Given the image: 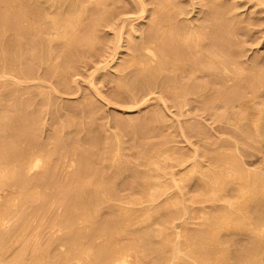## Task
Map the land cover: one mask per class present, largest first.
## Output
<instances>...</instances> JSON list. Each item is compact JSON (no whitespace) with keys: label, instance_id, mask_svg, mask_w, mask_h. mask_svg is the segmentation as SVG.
I'll use <instances>...</instances> for the list:
<instances>
[{"label":"bare ground","instance_id":"bare-ground-1","mask_svg":"<svg viewBox=\"0 0 264 264\" xmlns=\"http://www.w3.org/2000/svg\"><path fill=\"white\" fill-rule=\"evenodd\" d=\"M133 1H134V3L131 2L132 6L133 5L137 6V8H136L137 10H135V12H136L135 16H133L134 14L132 16H127V17L125 16V18H121L119 21L117 20L118 22L116 21L117 23L116 22L114 23V20L116 18L115 15L108 13V10H107L108 8L106 7V5L103 6L101 3L102 0H0V77L3 76V75L1 76V74L3 73V72L1 73V69L2 70L6 69V65L12 66V71L9 69L8 72H13V74H17L15 78L19 77L18 78L19 80L20 79L23 80V78L29 79L30 77H31V79H33L32 76L35 75L34 71H35V69H38V68H35V66L41 67L42 64L45 65L44 67L46 68V70L48 72L50 71V73H56V72H58V70L60 72V69H62L63 70L62 72L65 74L64 68H66V67L69 69L70 67L76 68L78 66L77 68H79V63L81 60H83L82 59L83 57L82 58H81V56L77 57V55H76V57H77L76 58L74 52L77 49H76V47L75 48L73 47L76 43H79V45H85L89 50H94L93 53L90 55H91V57H93L94 62H98V65L95 66L94 69L92 68L93 70H96V69L101 70L102 69L101 72H103L104 70L106 71L109 68L114 69V72H115V73L113 72L114 77L119 80V81L117 80L118 83H117V86H115V87H117L116 91L114 90V92H116L117 96H120L121 93H123V91H122L123 88L128 90V93H129L128 98L130 97V99L135 97V94H137L138 92H140L141 95H143V97L149 95L150 92H151V95H152V93L154 94V92H157L160 95L158 96V94H156L157 98L155 97L154 100L159 98L160 100H162L161 103L164 102L163 104H165V105L167 103H165L166 101H163V99H164L163 97L169 98L172 101L171 104L176 105L177 107L180 106V107L184 108V106H186L189 103H192L194 101V102H196V106L203 109V108L213 107V105H212L213 101L215 99L217 100L219 95H225L226 94L225 92H227V90L232 88L230 95L233 98V101H232V105H230L231 109H228V110L230 111L233 109L232 112H234L233 114H236L235 122H237V124L239 123L242 125L241 127H243L242 123H244L243 128L245 130H242L243 128L240 129L242 132L241 134H243L242 136H244V139L247 138L248 140L249 139L253 140L255 138H258L261 141L263 139L262 138L263 131L261 129L262 128L261 124L264 123V84H263V82H261L259 77H261L264 74L263 73L264 71L261 70L262 67L258 71L255 68V71H257L256 74H254L253 77L248 75V74H250V72H247L248 71L247 69L250 70L251 68L256 67L255 65L257 63L255 62V59L251 60V58L248 59V58H243V57H242L243 58L242 59L241 58V52L238 50H237V52H235L233 50H230L229 48L228 49H220L219 45L221 43L220 44L218 43L219 45H217V43L213 41L212 37L210 38L206 35L207 34L206 31L209 29V26L206 25L205 21L209 22L211 19V15H209V13H212V16H213L214 15L213 13L216 10L212 7V4H211V6L209 5L210 8H209L208 12L203 13L202 10H204V9H201L199 12L197 11L199 14L201 13L200 16L197 15L196 17H192V18L191 17L190 18H184L183 15L187 14L186 12H188V10L185 11L183 6L179 2L178 3H176V1L171 2L172 0H148L153 5V8L147 10L145 8H147L146 5L149 3H146L145 0H133ZM87 2L89 3V5ZM92 2L93 3L95 2L96 4L102 5V11H100L101 13L98 16L95 15L94 9L89 10L87 8V6L88 7L90 6V3H91V6L93 5V7H97V5L94 6L95 3L92 4ZM106 2H107V0H106ZM108 3H107V5H108ZM129 3L130 2H128V6H129ZM104 4H105V1H104ZM207 4H205V5L208 6ZM244 4H247L249 7H254V9H255V7L259 6V9L255 12V14L256 13L258 14L259 12H264V0H244ZM213 6H214V3H213ZM99 7H100V5H99ZM98 8H96V10L99 11ZM120 8H121V6H120ZM217 8H219V7H217ZM224 8H226V7H224ZM224 8L221 7L220 9L225 10ZM206 9H208V8H206ZM123 10H124V8H123ZM123 10H122V12H123ZM219 10H218V12H219ZM113 11L115 12V10H113ZM118 11H119V9L117 10V12ZM65 12L68 13V15H66ZM119 12H121V11H119ZM107 13L109 14L108 16H107ZM61 14H65L66 16L62 17ZM49 17L51 18V20H49L50 22L48 23V25H46V26L44 25L43 27L35 25V24H38L40 22H45V21L48 22L47 19ZM181 17H183V18H181ZM188 17H189V15H188ZM136 19L138 20V25L133 26V21ZM146 20H148L149 22H147ZM245 21H247V20H245ZM245 21L244 22L242 21V22L245 23ZM219 22H220V20H219ZM246 23H248V22H246ZM45 24H47V23H45ZM33 25H35V26H33ZM105 26H106V28H108L107 26H111V27L113 26L112 28L115 30V32H113L114 33L113 41H111L113 43L111 46H109V47L107 46L109 49H108V51L105 49L106 52H105L104 48H107V47L102 48L104 46V44H103V46H102V43L100 44L101 46H98V47L96 46L97 44L95 43L96 42L95 39L97 37L95 38L94 37L95 35H93L95 30L97 31L100 27L105 28ZM230 28H232V27L230 26ZM210 29H211V27H210ZM8 30L10 32H12L11 34L13 36L10 35V37L11 36L12 37L9 39H6L5 35H6ZM100 30H101V28H100ZM211 30H213V29H211ZM137 31L140 33L142 32L143 34H140V35L137 33L133 34V32L135 33ZM69 33H70V36L67 37V35H69ZM100 34H101V31H100ZM247 35H249V34H247ZM232 36H234V35L232 34ZM106 37H107V35H106ZM229 38H230V35H229ZM234 38H235V36H234ZM238 38H236L237 42L241 39V38H239V40H238ZM104 39H105V37H104ZM121 40L124 42L123 46L121 45V43H120V45H118V43ZM215 40H216V38H215ZM101 41H99V42H101ZM228 41H230V40H228ZM73 42H76V43L74 44ZM223 42H225V40ZM97 43H98V41H97ZM231 43H229V44H231ZM237 44L241 45L240 43H237ZM79 45H77V46H79ZM234 45H235V42H234ZM119 47L124 48V51H126V52H124V54H123V52L121 51L123 55L121 56V58L118 59V57L116 58V54L117 53L119 54V51H120V49L118 50ZM217 47L219 48L218 50H217ZM230 47L232 48V46H230ZM238 47H236V48H238ZM80 51H83V50L80 49ZM52 53H55V56L57 55V57L59 59L52 65L50 63L46 64L47 61L50 59V57H52L54 55V54L52 55ZM79 54H81V53H79ZM254 54H256V53H254ZM83 55H86V54H83ZM246 57H248V56H246ZM52 59H53V57H52ZM87 60H89V59H87ZM53 62L54 61H52V63ZM259 66H258V68H259ZM88 67H90V66L88 65ZM244 67L246 69H244ZM80 68H82V67H80ZM99 70H98V73L100 72ZM73 71H74V69H73ZM48 72H46V73H48ZM62 72L60 73L61 75H63ZM35 73H36V71H35ZM91 73H92V71H91ZM7 74H4V75H7ZM242 74H244L243 78H241L240 80L237 79V76H239V78H240V75H242ZM245 74H247L248 76H246ZM11 75H12V73H11ZM14 76H13V78H14ZM36 76H39V75L37 74ZM91 76H94V74H91ZM95 76H97V74ZM40 77H42V76L40 75ZM100 77H102V76H100ZM10 78H9V80H10ZM37 78L38 77H36V79ZM257 79H259L260 82L256 81ZM60 82H62V81L60 80ZM13 83L11 81L8 82V80H7V83L4 85L11 86V84H13ZM48 83H50V82L48 81ZM65 83H66V81H65ZM93 83H96V82L90 80L89 85L93 86L94 85ZM0 84L2 87V83H0ZM15 84H17V82ZM218 84H220V87L221 86L223 87V89L221 91L216 90L213 87V86L218 85ZM64 85H66V84H64ZM6 86H4V87L6 88ZM54 86H56V85H54ZM228 87H230V88L227 89ZM20 88L22 90V87H20ZM94 88H95V86H94ZM19 89L17 87L16 88L13 87V89L10 87V89L8 90L9 91L8 92V100H10L12 104L9 103L10 105H8V108H7L8 110L6 109V111H3V113L0 114V190H1V188L5 189L4 188L5 185H6V187L9 186L11 188H14L15 191H17V187L21 188L17 191L16 194H15V192L13 194L9 192L12 195L15 194L16 196H14V197L13 196H6V197L4 196V198H3L1 196L2 193L0 194V264H12L10 262V259H9L11 257L9 256V258H8L7 256L9 254H7L8 252L6 253L5 251L7 250L8 246H9V241H11V238L13 236L18 234V232H20V231L23 232L21 235L22 236L21 238H16L18 240L17 243H21V246H20V244H18L19 247H22V243L27 244L28 238L31 239V237L33 235L31 233H29L32 231L28 232V227H30L29 221L32 219L30 221L32 223V221H34L33 218L36 220L37 216L40 219H43L44 216L42 217V215H41V213L44 214V211H42V207H43L42 204H44L43 200H44V197L45 198L47 197L45 195L48 192H57L58 193L57 196L59 197L58 199H60L59 201H61L60 203L64 207V210L61 209V210H63V213H62L63 215L59 216L60 214L55 215L56 214L55 213V214H53L54 216L52 218V221H53L52 224L57 223L59 230L63 231L62 243L61 244L59 243L62 246V249L59 245L58 246L59 248H57L59 250H52L49 253L47 252L45 255L47 256V254H50V256L49 257L47 256L45 258V261H44V257L42 255H40L41 251H40V254H38L39 252H36V250L34 249L35 251L32 253H34V254L37 253V255L34 257L32 256L33 257L32 260H33V262H36V264L37 263H39V264H72L71 261L74 262L73 264H132L131 260L133 259L132 258L133 256H131V254H130V252H132V251H134L136 253V257H135L136 261L135 262H138V263H139V260H148L150 262V264H166L167 261H168L167 264L170 261L173 263L175 262L176 264H178L177 261H179L180 264H259L261 262L260 259H262V255L264 252V173L262 174V172L260 171L261 172L260 174H258L259 172H256L257 174H255V173H253V171L243 168L242 165L239 164L238 158L230 157L233 155H230L229 151H231L230 149H233V148L228 149L229 151L227 150V154L230 155L228 158L225 156L227 158V160H223L220 158V157H222L224 151L226 152V150L223 148H220L219 150H217L216 153H214L215 155L213 154V156H211V157L208 155L210 158H208L206 160L201 159L199 157V155L196 153V150H197L196 146H195L196 148L193 146L194 148L193 149L191 148L192 150L190 149L191 150L190 152L193 151L192 154H190V152L188 151L189 149L185 151L186 153L180 152L179 154H177L178 151H176V150H179V148L176 146H175L177 148L176 150L173 147H171L169 149V152L172 151L171 154L168 153L167 151L163 152L162 154H161L162 151L161 152L159 151L160 154L158 152L154 156L151 153L147 154L145 152V155H141L142 153H140L141 156L139 157L138 160H140V162L142 163L141 167H144V168L139 167V164H140V163L138 164L139 161H137V164H136L138 166H133L131 168L126 167V169H124V170H125L126 175H127V178H126L127 180L123 182L124 187H122L121 189L122 190L125 189L128 191L126 194L119 195L118 191H114V189L112 191V189H111V191L113 193H118V195L114 198V201L112 200L113 201L112 203L109 202V204H108L107 202L110 201L111 198L109 196V192H106V190H105V188H107V187H105V185H107L106 183H109V182H107L109 176H108V178H106L107 172L105 171V167H104L105 165L103 166V164H105L106 162L104 160H106L105 158L112 159L114 164H115V165L113 164L114 168L117 167V169H118L119 165L121 164L120 161L125 162V160H127L128 158L130 160V157H128V156L123 157L122 156V158H120V156H119L120 154L115 151L116 154L115 153L114 154L117 156L116 157L117 159L114 157L115 158V160H114V158H113L114 154L112 155V152H110V151H104V149H103L104 147H102L101 150L103 151V153L100 152L99 155H101V156L103 155V156L101 158L99 157L100 161H98V157L96 158V156L95 157L92 156V157H94V159L89 158L88 154H89L90 147L87 146L88 145L87 142H85L86 143V145H85L83 143L85 140H83V142L81 141L85 145L83 147L81 144H79L80 141L78 142L79 138L77 139V141H74V139L77 138L76 137L72 141V138H71L72 136H71L70 137L71 142L68 145L67 144L65 145L63 143L62 144L58 143L57 145L52 144L54 146V148H52L53 150H55V146H57V147L59 146L58 152H59V150H61L62 152H67V153L69 152V155L75 156V158L72 157V159L69 160L72 163V165L76 164V169L73 171V173L71 172L72 174L69 177V179L68 180L63 179L61 182H60V180L57 181V179H56L57 175L53 176L56 173H54V174L52 173L53 169L51 170V168L48 166V163L46 161L47 160L46 158L49 157L50 153L49 152L45 153L46 149L44 151V145L39 140V138H37L35 136V131H36V129H38V126L40 124V121L38 120L39 119L38 115L40 116V113L38 114V111L35 110V107H34L35 111H31V113L26 117L25 116L26 114H24V111L20 108L22 106L19 105V108H18V106L16 105L17 104V101H16L17 96L16 95H18V94L15 95V92H16V90H19ZM65 89H66V86H65ZM241 89H243L244 93L243 92L241 93ZM45 90H47V89H45ZM23 92H24V90H23ZM16 93H20V92H16ZM43 93H44V91H43ZM45 93H46V91H45ZM91 93H92V91H91ZM48 95H49V93H48ZM154 96H155V94H154ZM95 97H97V96H95ZM123 97H125V96H123ZM220 97H222V96H220ZM115 98L116 97H114V100H115ZM47 99H48V97H47ZM119 99H120V97H119ZM19 100H21V99H19ZM143 100H144V98H143ZM230 100L231 99H229V101ZM28 101H29V99H28ZM48 101H49V99H48ZM151 101H152V99H151ZM225 101H226V98H225ZM22 102H24V101H22ZM31 102H33V101H31ZM86 102H88V101H86ZM144 103H146V102H144ZM85 104H87V103H85ZM229 104H230V102H229ZM40 105H42V103ZM76 105H74V106H76ZM132 105H134V104H132ZM215 105H216V103H215ZM91 106H92V104H91ZM93 106H95V105H93ZM190 106H192V105H190ZM36 107H38V106L36 105ZM46 107L44 106L43 108L42 107L41 108L43 110ZM163 107L164 106H162V108ZM180 107H179V109H180ZM217 107H218V105H217ZM29 108H27V109H29ZM102 108H103V106H102ZM192 108L195 110L194 107H192ZM224 108H225V106H224ZM236 108H238L237 109L238 111L236 110ZM24 110L26 111V113H29L26 110V108ZM80 110H81V108H80ZM94 110H95V108H94ZM219 110L224 111L222 109H219ZM29 111H30V109H29ZM46 111H47V109H46ZM209 111H210V109H209ZM13 112L17 113L16 117H12ZM196 112L194 114H196ZM104 113H105V111H104ZM206 113L209 115V113L207 111H206ZM181 114H183V113H181ZM196 115H193V116L196 117ZM222 115H223V113H222ZM189 116H190V114H189ZM193 116H192V118H193ZM197 116H199V115H197ZM58 117H60V116L58 115ZM158 117H161V115H159ZM212 117H213V115H212ZM90 118H91V116H90ZM210 118H211V116H210ZM114 119H112V120H114ZM169 119H170V117H169ZM189 119L190 118L188 117V121H191V119L190 120ZM197 119L198 118H196V121L199 120V119L198 120ZM219 119H220V117H219ZM71 120H73V116H72ZM71 120H69V121H71ZM184 120H186V119H184ZM216 120L217 119H215V121ZM63 121H64V119H63ZM69 121L66 122V119H65V122L61 123L62 127L64 125L65 127L70 128L71 125L69 123L73 124V122L75 120H73V122L72 121L69 122ZM81 121H78V122L81 123ZM106 121L107 120H105V122ZM125 121H128V120H125ZM130 121H131V119H130ZM133 121H135V120H133ZM196 121H195V119L193 120V123L195 122L194 123L195 129L193 130L194 135L201 138V140H202V138L207 139L210 136H212V134H213L212 131H211V133H212L211 134V133H208L207 130L206 131L202 130L201 129L202 127H196V125L198 124V122H196ZM218 121H220V120H218ZM41 122H42V120H41ZM59 122H62V120ZM114 122H116V120ZM182 122H184V121H182ZM191 122H190V124H191ZM209 122H211V120H209ZM138 123H140V122H138ZM231 123L233 124V122H231ZM231 123L229 125H231ZM245 123H246V126H245ZM178 124H179V122H178ZM186 124H188V123H186ZM217 124H218V122H217ZM110 125H111V123H110ZM113 125H114V123H113ZM136 125H137V123H136ZM44 126H46V125H44ZM121 126L122 125H120V127ZM53 127H55V125ZM57 127H59V124ZM65 127H63L61 130L65 129ZM73 127H75V126L73 125ZM188 127L190 128L189 125H188ZM207 127H206V129H207ZM230 127H232V126H230ZM245 127H247V128H245ZM171 128H172V126H171ZM214 128H216V127H214ZM237 128H240V127H237ZM107 130H109V129L107 128ZM121 130H122V128H121ZM74 131H75V128H74ZM119 131H120V129L118 130V132ZM179 131H181V130H179ZM193 131H192V133H193ZM220 131H221V129H220ZM222 131H224V130H222ZM37 132H38V130H37ZM64 132H65V130H64ZM101 132L102 131H100L99 135H101ZM103 132H104V130H103ZM118 132H116L117 136H119ZM183 132L184 131H182L181 133L183 134ZM95 133H96V131H95ZM109 133H110V131H109ZM189 133H191V132H189ZM218 133H220V132H218ZM225 133H220V134H225ZM227 133H228V131H227ZM227 133L225 134L226 136H227ZM32 134H34V137ZM102 134H104V133H102ZM241 134H239V135H241ZM36 135H38V134H36ZM169 135H168V137H169ZM233 135H234V133H233ZM102 136H104V135H102ZM102 136H101V138L105 137V136L104 137H102ZM220 136L222 137V135H220ZM53 137H55V136L53 135ZM98 137H96V138H98ZM171 137L172 136H170V138ZM176 137H177V134H176ZM213 137H214V135H213ZM108 138H110V137H108ZM154 138H156V136ZM260 138H262V139H260ZM62 139H61V142H62ZM82 139H83V137H82ZM99 140L100 139H98V141ZM103 141H104V139H103ZM108 141L109 140H107V142ZM181 141H183V140H181ZM185 141H186V139H185ZM202 141H206V140L203 139ZM231 141H232V139H231ZM234 141H236V139ZM48 142H49V140H48ZM51 142H53V141H51ZM114 142L116 143V141H114ZM164 142H165V140H164ZM191 142L189 143V141H188V144L191 145ZM210 142H211V140H210ZM89 143H90V141H89ZM99 143H101V142H99ZM117 143H118V146L121 143L119 137H118ZM117 143H116V145H117ZM186 143H187V141H186ZM231 143H233V141ZM242 143H244V142H242ZM250 143H251V141H250ZM54 144H55V142H54ZM228 144H230V143H228ZM251 144L255 146L256 142H255V144L254 143H251ZM258 144H259V142H258ZM121 145H123V144H121ZM247 145H248V143H247ZM47 146H45V147H47ZM86 146L89 149L85 148ZM89 146H92V145H89ZM98 146H95V147H98ZM154 146L156 147V145H154ZM168 146H169V143H168ZM218 146H220V145H218ZM257 146L259 147L260 145H256V147ZM120 147L121 146H119V149H120ZM149 147H150V145H149ZM191 147H192V145H191ZM216 147L217 146L215 145V148ZM106 148H105V150H106ZM113 148H114V145H113ZM131 148H130V150H131ZM138 148H139V146H138ZM142 148L145 149V147H142ZM152 148L154 149V147H152ZM237 148H238V146H237ZM110 149H111V147H110ZM124 149H125V147H124ZM148 149H151V148H148ZM158 149H160V148L158 147ZM53 150H51V151L53 152ZM184 150H185V148H184ZM235 150H236V147H235ZM61 151H60V154H61ZM121 151H123V150H121ZM121 151H119V152H121ZM139 151H138V153H139ZM154 151L156 152V150H153V154L155 153ZM198 151H200V150H198ZM104 152H106V153L104 154ZM174 152H175V154H174ZM187 152H189V153H187ZM232 152H234V151H232ZM237 153H236V155H237ZM248 153H250V152H248ZM64 154L66 155V153H63L62 155H64ZM92 154H94V153H92ZM236 155H235V157H236ZM135 156H136V154H135ZM60 157H58V158H60ZM58 158H57V160H58ZM69 158H71V156ZM226 158H224V159H226ZM239 158H241V157H239ZM50 159H52L51 156H50ZM121 159H123V160H121ZM235 159H237L235 162L236 164L235 163L233 164V161H235ZM260 159H262V158H260ZM57 160H56V162H57ZM129 160H128V162H129ZM187 160H189V162H190L189 164L186 163V162H188ZM61 161H62V159H61ZM241 161H243V160H241ZM58 162H60V161L58 160ZM103 162H105V163H103ZM96 163L100 164V167H101L100 169H99V166H98V169L96 168L97 167ZM112 163L110 162V164H112ZM184 163L187 164V166H184L185 167L184 169H186V170L177 168V166H181ZM127 164H129V163H127ZM232 164L235 166H233ZM94 165H96V167ZM120 166L125 168L123 165H120ZM175 167H176V169H175ZM109 168H110V165H109ZM181 168H183V167H181ZM55 169H57V168H55ZM113 169H112V171H113ZM120 170H117L116 172L114 170L113 172L117 175H121L122 171H120ZM69 171H71V170L69 169ZM107 171H109V169ZM110 171H111V169H110ZM112 171L110 173L111 175H112ZM254 171H256V169ZM263 171H264V169H263ZM125 172H123V173H125ZM126 175H124V177ZM112 176H114V175H112ZM122 176L123 175H121V177ZM121 177L120 178L117 177L120 179V185H122L121 180H123V178L121 179ZM187 179H193V182H194L193 186H195V189L198 191L197 192L198 195L196 197L194 196L195 198L191 197L190 199H186V200H188V204H190V206H192L191 204H193V203H197V205H198V203L199 204L200 203L205 204V203H207L206 201H210V202L214 203L215 200L216 201L220 200L222 205L219 204V206H217L218 204L215 205L217 202L215 204L209 202L210 206H208L209 204L208 205L206 204L207 207H204V205H202L198 208V210H196L194 208L195 205H193V207H190L186 203L187 201H184L185 199H183L184 202L181 201L183 198L182 196L184 195V192L182 190L183 183H185V181ZM109 180H111V179H109ZM116 181H118V179ZM234 182H236L235 183L236 188L233 190L234 192H231V195L230 194L228 195L225 192H223L229 185L233 184ZM112 186L113 185H111V187ZM171 188L172 189L175 188L176 191L172 192L170 190ZM14 189H12V190L14 191ZM108 189L109 188H107V190ZM167 190H170V192H171V194L169 193V196H167ZM220 191H222L221 193H224V194H221ZM3 193H6V192H3ZM50 195H51V193H50ZM162 195H165L166 197L163 196L164 198H161V200H159V197H162ZM48 196H49V194H48ZM46 200H47V198H46ZM220 201H219V203H220ZM50 203H48V204H50ZM105 203H107V204L105 205ZM34 204H36L37 207H39V208H36L35 211H33V209H32L31 212L30 211L29 212L21 211V213H19V215L15 218V220L11 219L12 220L11 222H13V221L14 222L11 223L10 225H8L9 223L7 222V219H8V216L13 212V209H12L13 207L15 208L14 211H16V210H19V209H16L17 205L25 206V207L28 206V208H29L30 206H32ZM58 204H59V202H58ZM197 205L195 207H197ZM114 206L117 207V209L115 208L116 210L114 209L115 211H112L113 209L111 210V208ZM165 206L174 207V210L172 208L167 212L166 209H164L165 213H163L161 210ZM54 207H55V205H54ZM220 207L222 209H220ZM50 208L51 207H49V209ZM79 208H80V211H81V209H82V211H83V209H85L87 211L89 209V213L88 212L86 213L88 215L87 216L85 215V219H84V220L88 221V225L85 226L86 228L85 227L83 228V226L79 227V225L76 224V221L79 219V218H76V215H78L77 211L79 210ZM21 209H23V208L21 207ZM218 209H220V210H218ZM26 210H27V208H26ZM19 211H17V213ZM81 213H83V212H81ZM179 214H180V218H181V215L184 216V217L182 216L183 218H185V216H187L188 220H186V221H188L189 224L199 225L198 227H195L194 232L187 231V232H189V233H187V236L185 233V236H183V238L184 237L185 238L182 240L183 242H181V240L177 241V239H181L180 238L181 235L184 234V231H181L182 234L180 235V232L178 231L179 227L177 228V231H174V229H172L171 233L169 232L170 229L167 231V229L169 227L175 228V225H171L170 221H171V218H173V217L178 218ZM78 216H80V214ZM13 217H15V216H13ZM46 218H47V216H46ZM185 219L183 221H185ZM82 220L83 219H81V221ZM150 220H151V223L149 222ZM46 221H47V219H46ZM44 223H45V220H44ZM78 223H80V222L78 221ZM143 223L146 225H144ZM35 224H36V222H35ZM39 224H38V226H39ZM47 224H46V226H47ZM57 224H55V225H57ZM179 224H180L179 226H181L183 224V227H184V225H186L187 222H184L182 224L179 223ZM33 226H35V225H33ZM48 226H50V225H48ZM186 226L184 227V229H181V230H185ZM222 228L225 229L227 232V233H225V232L224 233L228 234V236H226L227 239L225 240V242H226L225 248L223 246L224 241L221 240L222 237L221 238L219 237V235H221V234H219V235L217 234L218 233L217 231H219V229L221 230ZM35 229H32V230L34 231ZM49 229L51 231V228H49ZM49 229H48V231H49ZM53 229L55 230V228H53ZM46 230H47V227H46ZM54 230H53V232L55 233ZM188 230H192V229H188ZM36 233H38V232H36ZM36 233L34 236H36ZM54 233L52 234L53 236H54ZM29 234H31V237L29 236ZM42 234L44 235L43 232H42ZM45 234L47 235L46 232H45ZM127 234L129 237L128 236L126 237ZM241 234H244V236L241 237V239L243 237L245 238L244 243H242L241 239H239ZM18 236H19V234H18ZM33 238L34 237H32V239ZM53 238L50 237L49 240H47L46 242L44 241V245L46 243V247H44V248L42 247L43 242H42V245L40 243L41 246H39V249L40 250L44 249L45 251H48L51 243L54 240ZM100 238H101V240H100ZM126 238H129V239H126ZM30 239H29V241L31 242ZM43 239L45 240V238H43ZM50 239H53V240H50ZM36 240L39 241L38 237L35 239V241ZM98 240H100V241H98ZM38 241H36L35 244H38L37 243ZM59 241L61 242V240H58V242ZM183 243L186 244L188 249H186V246L183 245ZM24 244H23V247L26 248L24 246ZM206 244L210 247L205 248L207 246ZM237 244H240V245L236 246ZM54 245L52 243L51 246L53 247ZM203 245H205V246H203ZM231 245H233V248ZM12 246H14V245H12ZM31 246H33V243H32V245H30V243H29L28 247H30L31 249L35 248V247H31ZM183 246H185V248ZM229 246L231 248H229ZM36 247L38 248V245ZM28 249L29 248H27V250ZM44 250H43L42 254L44 253ZM4 252L7 255L4 254ZM27 252H29V251H27ZM19 253L21 254L20 251H19ZM22 253H24V252L22 251ZM3 254L6 256V257L4 256L5 258L3 257ZM16 255H18V254H16ZM23 255H21V256H23ZM129 255L132 259L128 258ZM28 256L30 257V255H28ZM40 256L43 259H41ZM14 258L16 261L18 257L16 258V256H15ZM21 260H23V259H21ZM33 262L31 261L30 263L33 264ZM133 262H134V260H133ZM171 262H170V264H172ZM26 263H28V262H26Z\"/></svg>","mask_w":264,"mask_h":264},{"label":"rangeland","instance_id":"rangeland-1","mask_svg":"<svg viewBox=\"0 0 264 264\" xmlns=\"http://www.w3.org/2000/svg\"><path fill=\"white\" fill-rule=\"evenodd\" d=\"M104 1H105V4H104ZM111 3H110V2ZM107 0V2H106V0H102V5L103 6H105L106 5V7L108 8H106L107 10H108V13L109 14H113V15H115V20H114V23L118 20H120L121 18H125V16L127 17V16H132L133 14V16H135V10H137L136 8H137V6H135V5H133L132 6V3L131 2H133L134 3V1L133 0ZM146 1V3H149V4H147L146 5V7L147 8H145V9H151V8H153V5L148 1V0H145ZM148 1V2H147ZM176 1V3H181V5L183 6V8H184V10L185 11H187L188 10V12H186L187 14H185V15H183V17L184 18H192V17H196L197 15H201V13L199 14L198 12L201 10V9H204V10H202L203 11V13H205V12H208L209 11V8H210V6H211V4H212V7L214 8V9H216L215 10V12L213 13L214 15L212 16V13H209V15H211V19H210V21L209 22H207V21H205L206 22V25H208L209 26V29L206 31V35L208 36V37H212L213 38V41L214 42H216L217 43V45H219L220 43V45H219V48L220 49H230V50H233V51H235V52H237V50L238 51H240L241 52V58L243 57V58H248V59H250L251 58V60L253 59H255V62L257 63L255 66L256 67H254V68H251L250 70L249 69H247L248 71L247 72H250V74H248L247 72V74L248 75H250V76H254V74H256V72L262 67V71H264V12H259L258 14L256 13L255 14V12L259 9V6H257V7H255V9H254V7H249L247 4H244V0H172L171 2H175ZM109 2V3H108ZM128 2H130L129 3V6H128ZM209 2V3H208ZM214 3V6H213V3ZM88 3V2H87ZM95 3V2H94ZM93 2H92V4H94ZM107 3H108V5H107ZM122 3V4H121ZM208 3V4H207ZM236 3V4H235ZM239 3V4H238ZM243 3V4H242ZM111 4V5H110ZM136 4V3H135ZM151 4V5H150ZM193 4V5H192ZM203 4V5H202ZM205 4H207L208 6H206ZM221 4V5H220ZM225 4V5H224ZM233 4V5H232ZM88 5H89V3H88ZM97 5V7H93V5L91 6V3H90V6L88 7L87 6V8L89 9V10H91V9H94L95 10V15H99L101 12L100 11H102V5L101 4H96L95 3V5L94 6H96ZM99 5H100V7H99ZM115 5V6H114ZM119 7H118V6ZM210 5V6H209ZM216 5V6H215ZM112 6V7H111ZM120 6H121V8H120ZM123 6V7H122ZM150 6V7H149ZM235 6V7H234ZM91 7V8H90ZM93 7V8H92ZM99 7V8H98ZM128 7V8H127ZM130 7V8H129ZM217 7H219V8H217ZM224 8V7H226V8H224L225 10H223V9H220V8ZM96 8H98L99 9V11L98 10H96ZM115 10V12L112 10ZM123 8H124V10H123ZM206 8H208V9H206ZM230 8V9H229ZM119 9V11H121V12H117V10ZM220 9V10H219ZM236 9V10H235ZM122 10H123V12H122ZM218 10H219V12H218ZM97 11V12H96ZM132 11V12H131ZM198 11V12H197ZM217 11V12H216ZM131 12V13H130ZM224 12V13H223ZM236 12V13H235ZM254 12V13H253ZM66 13V12H65ZM107 13V16L109 15ZM119 15H118V14ZM121 13V14H120ZM189 13V14H188ZM117 14V15H116ZM221 14V15H220ZM239 14V15H238ZM247 14V15H246ZM254 14V15H253ZM62 15V17H65L66 15H68V13H66V15L65 14H61ZM60 15V16H61ZM106 15V14H105ZM188 15H189V17H188ZM120 16V17H119ZM215 16V17H214ZM222 16V17H221ZM52 17V16H51ZM183 17H181V18H183ZM246 17V18H245ZM219 18V19H218ZM241 18V19H240ZM252 18V19H251ZM88 19V18H87ZM48 22L47 21H45V22H40V23H38V24H35L36 26H46V25H48V23L50 22L49 20H51V18L49 17L48 19ZM219 20H220V22H219ZM240 20V21H239ZM245 20H247V21H245ZM117 21V22H118ZM147 22H149L148 20H146ZM245 21V23H243V22ZM116 22V23H117ZM137 22V23H136ZM204 22V23H205ZM239 24H238V23ZM246 22H248V23H246ZM45 23H47V24H45ZM40 24V25H39ZM213 24V25H212ZM35 25H33V26H35ZM136 25H138V20L136 19V20H134L133 21V26H136ZM250 25V26H249ZM213 26V27H212ZM230 26L232 27V28H230ZM108 28H106V26H105V28L103 27H100L101 28V30H100V28L96 31H94V34L93 35H95L94 37L96 38L95 39V43L97 44L96 46L98 47V46H101L100 44L102 43V46H103V44H104V46L102 47V48H104V47H109V46H111L112 45V43L113 42H111V41H113V36H114V33L113 32H115V30L111 27V26H107ZM110 27V28H109ZM210 27H211V29H213V30H211L210 29ZM112 28V29H111ZM104 29V30H103ZM217 29V30H216ZM235 29V30H234ZM238 29V30H237ZM114 30V31H113ZM229 30V31H228ZM100 31H101V34H100ZM103 31V32H102ZM214 33H213V32ZM246 31V32H245ZM100 34H98V33ZM108 32V33H107ZM211 32V33H210ZM219 32V33H218ZM232 32V33H231ZM239 32V33H238ZM12 32H10L9 30L7 31V33H6V35H5V38L6 39H9V38H11L13 35L11 34ZM83 33V32H82ZM96 33V34H95ZM106 33V34H105ZM143 34L142 32L140 33V32H133V34ZM249 34V35H247V34ZM8 34V35H7ZM81 34V33H80ZM103 34V35H102ZM219 34V35H218ZM230 35V38H229V35ZM232 34L235 36V38H234V36H232ZM238 34V35H237ZM244 34V35H243ZM10 35H12L11 37H10ZM106 35H107V37H106ZM237 35V36H236ZM68 36H70V33H69V35H67V37ZM103 36V37H102ZM112 36V37H111ZM242 36V37H241ZM104 37H105V39H104ZM227 37V38H226ZM241 38L240 40H239V38ZM100 38V39H99ZM215 38H216V40H215ZM229 38V39H228ZM236 38H238V40L240 41H238L237 42V40H236ZM110 39V40H109ZM218 39V40H217ZM221 39V40H220ZM233 41H232V40ZM103 42H102V41ZM225 40V42H223ZM228 40H230V41H228ZM236 40V41H235ZM97 41H98V43H97ZM99 41H101V42H99ZM108 41V42H107ZM218 41V42H217ZM232 42V43H231ZM234 42H235V45H234ZM74 44L76 43V42H73ZM120 43H121V45L123 46V44H124V42L121 40L119 43H118V45H120ZM219 43V44H218ZM229 43H231V44H229ZM237 43H240L241 45H239V44H237ZM73 44V45H74ZM225 44V45H224ZM237 44V45H236ZM76 45V46H75ZM73 47L75 48L76 47V49L77 50H75V52H74V54H75V57H76V55H77V57H80L81 56V58L83 59V60H81L80 61V63H79V68L80 67H82V68H72V67H70L69 69L66 67V68H64V72H65V74L62 72L63 70L62 69H60V72H59V70H58V72H56V73H50V71L48 72L47 70H46V68L44 67L45 65L44 64H42L41 65V67H37V66H35V68H38V69H35V71H36V73H35V71H34V76H32V78L33 79H31V77L29 78V79H24L23 78V80H19L18 78L19 77H17V78H15L16 77V75L17 74H13V72H8L9 71V69L12 71V66H7L6 65V69H1V73L3 72L4 74H7V75H4L3 73L1 74V76L2 77H0V83H2V87H1V84H0V114H2L3 113V111H6V109L8 108V105H10L9 103H11V101L10 100H8V90L10 89V87L13 89V87L14 88H20V87H22V90H21V88L19 89V90H16V92H20V93H16L15 92V95L16 94H18V95H16L17 97V99H16V101H17V106H18V108H19V105L20 106H22V107H20L23 111H24V114H26L25 116L27 117L30 113H31V111H35V110H37L38 111V114L40 113V116L38 115V120L40 121V124H39V126H38V129H36V131H35V136L37 137V138H39V140L42 142V144L44 145V151H45V149H46V152L45 153H50V155H49V157L48 158H46L45 160L47 161V163H48V166L51 168V170L53 169V174L54 173H56V174H54L53 176H56V179H57V181H59L60 180V182L63 180V179H66V180H68L69 179V177L71 176V174L73 173V171L76 169V164H73L72 165V163L69 161L70 159H72V157L73 158H75V156L74 155H69V152L67 153V152H62L61 150H59V152H58V147L57 146H55V150H53L52 148H54V146L53 145H57L58 143H60V144H69L70 142H71V138H72V141H73V139L74 138H76V139H74V141H77V139H78V142L80 141H82L83 142V140H85L83 143L86 145V143L85 142H87V146L88 147H90V149L86 146L85 148H88L89 149V158H93L94 159V157L96 156V158L98 157V161H100L99 159L103 156H101V155H99L100 154V152H102L103 153V151L101 150L102 149V147H104L103 149H104V151H110V152H112V155L115 153V151L117 152V153H119L120 155V158H122V156L123 157H125V156H128V157H130V160H129V158L127 159V160H125V162L124 161H120L121 162V164L120 165H123L125 168H123L122 166H120L119 165V167H118V169H117V167L116 168H114V162H113V160L112 159H109V158H105L106 160H104L105 162H103V163H105V164H103V166L105 167V171L107 172L106 174H107V176H106V178H108V176H109V178H108V180L109 179H111V180H107V182H109V183H106L107 185H105V187H107V188H109L108 190H107V188H105V190H106V192H109V196H110V201H106L108 204H109V202H113L114 201V198L118 195V193H119V195H123V194H126L127 193V191L128 190H122L121 188L122 187H124V185H123V182L124 181H126L127 179V175H126V172H125V170L124 169H126V167L127 168H131V167H133V166H138V165H136L137 164V161H139L138 162V164H139V167H141L142 165V163L140 162V160H138L139 159V157L141 156V155H145V152L148 154H152L153 156L154 155H156V153H158L159 151L161 152V154L163 153V152H165V151H167L168 153H170L171 154V152L172 151H170L169 152V149L171 148V147H173L175 150L177 149L176 147H178L179 148V150H176V151H178V153L177 154H179L180 152H185L186 150H188L189 152L195 147L197 150H196V153L199 155V157L201 158V159H208V158H210L211 156H213V154L214 153H216V151L217 150H219L220 148H223V149H225L226 150V152L224 151V153H223V155H222V157H220L221 159H223V160H227V158L230 156V155H233V156H230V157H234V158H238V160H239V164L240 165H242V167L243 168H245V169H248V170H251V171H253V173H255V174H257L256 172H259L258 174H260L261 172H262V174L264 173V171H263V167H264V123H262L261 124V126H262V131H263V136H262V138H260V139H262L261 141L258 139V138H255V139H253V140H248L247 138H245L244 139V136H242L243 134H241L242 132H241V130L240 129H242L243 127H244V123H242L243 124V127H241L242 125L241 124H237V122H235V116H236V114H233L234 112H232L233 111V109L232 110H228V109H231V106L230 105H232V101H233V98L231 97V95H230V93H231V90H232V88H230V87H228L227 89H229V90H227V92H225L226 94L225 95H219L218 96V99L216 100H214L213 101V107H208V108H199L198 106H196V102H192V103H189L190 105H192V106H190L189 104L188 105H186V106H184V108L183 107H180V109H179V107H177L176 105H173V104H171L172 103V101L169 99V98H167V97H163L162 99H163V101H166L165 103H167L166 105L165 104H163L164 102H162L161 103V101L162 100H160L159 98L158 99H155L154 100V98L156 97L157 98V96H156V94H158V96L160 95L159 93H157V92H154V94H155V96H154V94L152 93V95H151V92L149 93V95H147V96H144L143 97V95H141V93L140 92H138L137 94H135V97H133L132 99H130V97L128 98V95H129V93H128V90H126V89H122V91H123V93H121V95L120 96H117L116 95V92H114V90L116 91V88L117 87H115V86H117V83H118V79L117 78H115L114 77V69H112V68H109V69H107L106 71L104 70L103 72H101L102 71V69L101 70H99V69H96V70H93L94 69V67L95 66H97L98 65V62H94L93 61V57H91V55L90 54H92L93 53V51L94 50H89L85 45H79V43H76ZM77 45H79V46H77ZM106 45V46H105ZM228 45V46H227ZM234 45V46H233ZM82 46V47H81ZM230 46H232V48L230 47ZM239 46V47H238ZM81 47V48H80ZM104 48V50L106 49L107 51H108V49L109 48ZM222 47V48H221ZM236 47H238V48H236ZM241 47V48H240ZM218 47H217V50L219 49ZM234 48V49H233ZM80 49L81 50H83V51H80ZM97 49V48H96ZM120 49V51H119V54L117 53L116 54V58L118 57V59L119 58H121V56L124 54V52H126V51H124V48H121V47H119L118 48V50ZM106 50H105V52H106ZM86 51V52H85ZM89 51V52H88ZM123 52V54H122V52ZM77 53V54H76ZM79 53H81V54H79ZM246 53V54H245ZM254 53H256V54H254ZM54 54V55H53ZM83 54H86V55H83ZM121 54V55H120ZM52 57H53V59H52V57H50V59L47 61V63L46 64H54L59 58L57 57V55L55 56V53H52ZM83 55V56H82ZM90 55V56H89ZM256 55V56H255ZM87 58H86V57ZM120 56V57H119ZM245 56V57H244ZM246 56H248V57H246ZM76 57V58H77ZM92 58V59H91ZM242 58V59H243ZM86 59V60H85ZM87 59H89V60H87ZM258 59V60H257ZM76 60V59H75ZM92 62H91V61ZM52 61H54L53 63H52ZM262 61V62H261ZM83 63V64H82ZM112 63V62H111ZM261 63V64H260ZM87 65V66H86ZM88 65L90 66V67H88ZM260 65V66H259ZM93 66V67H92ZM258 66H259V68H258ZM11 67V68H10ZM93 68V69H92ZM255 68H256V70L257 71H255ZM67 69V70H66ZM71 69V70H70ZM73 69H74V71H73ZM112 69V70H111ZM244 69H246L245 67H244ZM6 70V71H5ZM45 70V71H44ZM69 70V71H68ZM77 70V71H76ZM98 70L100 71L99 73H98ZM253 72H252V71ZM72 71V72H71ZM91 71H92V73H91ZM41 72V73H40ZM46 72H48V73H46ZM62 72V74L63 75H61L60 73ZM78 72V73H77ZM114 72V73H113ZM10 73V74H9ZM11 73H12V75H11ZM104 73V74H103ZM264 73V72H263ZM39 75V76H36V75ZM59 74V75H58ZM72 74V75H71ZM74 74V75H73ZM81 74V75H80ZM91 74H94V76H91ZM97 74V76H95ZM108 74V75H107ZM247 74H245L246 76H248ZM253 74V75H252ZM15 75V76H14ZM40 75L42 76V77H40ZM57 75V76H56ZM111 75V76H110ZM13 76H14V78H13ZM55 78H54V77ZM61 76V77H60ZM65 76V77H64ZM68 76V77H67ZM100 76H102V77H100ZM243 76H244V74H242V75H240V78H239V76H237V79H241V78H243ZM11 77V78H10ZM36 77H38L37 79H36ZM40 77V78H39ZM46 77V78H45ZM51 77V78H50ZM54 79H53V78ZM58 77V78H57ZM68 79H67V78ZM108 77V78H107ZM9 78H10V80H9ZM50 78V79H49ZM65 78V79H64ZM111 78V79H110ZM263 80H262V79ZM49 79V80H48ZM64 79V80H63ZM94 79V80H93ZM259 79L261 80V82H263V84H264V74L261 76V77H259ZM259 79H257L256 81H258V82H260L259 81ZM5 80V81H4ZM7 80H8V82L9 81H11L13 84H11V86H6V85H4V84H6L7 83ZM51 80V81H50ZM55 80V81H54ZM60 80L62 81V82H60ZM90 80L91 81H94V82H96V83H93L94 85L92 86V85H89V82H90ZM118 80V81H117ZM26 81V82H25ZM48 81L50 82V83H48ZM65 81H66V83H65ZM17 82V84H15ZM46 82V83H45ZM19 83V84H18ZM25 85H24V84ZM27 83V84H26ZM35 83V84H34ZM63 83V84H62ZM68 83V84H67ZM116 83V84H115ZM120 83V82H119ZM22 84V85H21ZM45 84V85H44ZM58 84V85H57ZM62 84V85H61ZM64 84H66V85H64ZM6 86V88L4 87V86ZM18 85V86H17ZM20 85V86H19ZM31 85V86H30ZM54 85H56V86H54ZM68 85V86H67ZM49 86V87H48ZM65 86H66V89H65ZM94 86H95V88H94ZM113 86V87H112ZM216 86V87H215ZM215 86H213L214 87V89H216V90H219V91H221L222 89H223V87L221 86L220 87V84H218V85H215ZM30 87V88H29ZM219 87V88H218ZM26 88V89H25ZM32 88V89H31ZM39 88V89H38ZM43 90H42V89ZM49 88V89H48ZM55 88V89H54ZM68 88V89H67ZM88 88V89H87ZM29 89V90H28ZM45 89H47V90H45ZM99 89V90H98ZM112 89V90H111ZM23 90H24V92H23ZM28 90V91H27ZM32 92H31V91ZM54 90V91H53ZM86 90V91H85ZM89 90V91H88ZM99 92H97V91ZM27 91V92H26ZM42 91V92H41ZM43 91H44V93H43ZM45 91H46V93H45ZM49 91V92H48ZM91 91H92V93H91ZM126 91V92H125ZM49 93V95H48V93ZM113 92V93H112ZM243 92V89H241V93ZM42 93V94H41ZM55 93V94H54ZM102 93V94H101ZM115 93V94H114ZM244 93V92H243ZM2 94V95H1ZM21 94V95H20ZM36 94V95H35ZM89 94V95H88ZM29 95V96H28ZM35 95V96H34ZM87 95V96H86ZM7 96V97H6ZM31 96V97H30ZM40 96V97H39ZM95 96H97V97H95ZM112 96V97H111ZM123 96H125V97H123ZM137 96V97H136ZM220 96H222V97H220ZM5 97V98H4ZM29 97V98H28ZM34 97V98H33ZM44 97V98H43ZM46 97V98H45ZM47 97H48V99H49V101H48V99H47ZM114 97H116L115 98V100H114ZM119 97H120V99H119ZM146 97V98H145ZM4 98V99H3ZM110 98V99H109ZM122 98V99H121ZM143 98H144V100H143ZM222 98V99H221ZM225 98H226V101H225ZM19 99H21V100H19ZM28 99H29V101H28ZM31 99V100H30ZM55 99V100H54ZM83 99V100H82ZM125 99V100H124ZM130 99V100H129ZM146 99V100H145ZM151 99H152V101H151ZM229 99H231L230 101H229ZM46 100V101H45ZM107 100V101H106ZM136 100V101H135ZM8 101V102H7ZM22 101H24V102H22ZM31 101H33V102H31ZM37 101V102H36ZM86 101H88V102H86ZM113 101V102H112ZM159 101V102H158ZM4 102V103H3ZM21 104H20V103ZM28 102V103H27ZM30 102V103H29ZM53 102V103H52ZM57 102V103H56ZM76 102V103H75ZM144 102H146V103H144ZM148 102V103H147ZM224 102V103H223ZM227 102V103H226ZM229 102H230V104H229ZM39 103V104H38ZM42 103V105H40ZM50 103V104H49ZM60 103V104H59ZM85 103H87V104H85ZM94 103V104H93ZM101 103V104H100ZM161 103V104H160ZM215 103H216V105H215ZM227 105H226V104ZM12 104V103H11ZM24 106H23V105ZM44 104V105H43ZM64 104V105H63ZM77 104V105H76ZM91 104H92V106H91ZM131 104V105H130ZM132 104H134V105H132ZM27 105V106H26ZM31 105V106H30ZM36 105L38 106V107H36ZM74 105H76V106H74ZM84 107H83V106ZM93 105H95V106H93ZM159 105V106H158ZM217 105H218V107H217ZM220 105V106H219ZM223 107H222V106ZM26 106V107H25ZM40 106V107H39ZM46 107V108H44L43 110H42V108L43 107ZM90 106V107H89ZM102 106H103V108H102ZM162 106H164L163 108H162ZM170 106V107H169ZM190 106V107H189ZM224 106H225V108H224ZM30 107V108H29ZM34 107H35V110H34ZM42 107V108H41ZM78 107V108H77ZM88 107V108H87ZM92 107V108H91ZM98 109H97V108ZM186 107V108H185ZM192 107H194L195 108V110L192 108ZM215 107V108H214ZM222 107V108H221ZM230 107V108H229ZM5 108V109H4ZM26 108V110L29 112V113H26V111L24 110ZM27 108H29L30 109V111H29V109H27ZM38 108V109H37ZM41 108V109H40ZM80 108H81V110H80ZM87 108V109H86ZM91 108V109H90ZM94 108H95V110H94ZM157 108V109H156ZM166 108V109H165ZM188 108V109H187ZM3 109V110H2ZM46 109H47V111H46ZM78 109V110H77ZM97 109V110H96ZM153 109V110H152ZM201 111H200V110ZM208 109V110H207ZM209 109H210V111H209ZM216 109V110H215ZM219 109H222V110H224V111H221V110H219ZM238 108H236V110H237ZM8 110V109H7ZM41 110V111H40ZM52 110V111H51ZM57 110V111H56ZM99 110V111H98ZM180 112H179V111ZM183 110V111H182ZM191 110V111H190ZM205 110V111H204ZM218 110V111H217ZM235 110V109H234ZM43 111V112H42ZM46 111V112H45ZM56 111V112H55ZM59 111V112H58ZM78 111V112H77ZM104 111H105V113H104ZM164 111V112H163ZM182 111V112H181ZM197 111V112H196ZM206 111L209 113V115L206 113ZM220 111V112H219ZM238 111V110H237ZM72 112V113H71ZM161 112V113H160ZM196 112V114L197 115H199V116H197L196 114H194ZM211 112V113H210ZM217 112V113H216ZM230 112V113H229ZM43 113V114H42ZM47 115H46V114ZM49 113V114H48ZM54 113V114H53ZM56 113V114H55ZM97 113V114H96ZM150 113V114H149ZM158 113V114H157ZM165 113V114H164ZM181 113H183V114H180ZM204 113V114H203ZM222 113H223V115H222ZM225 113V114H224ZM227 113V114H226ZM72 114V115H71ZM75 114V115H74ZM97 116H96V115ZM157 114V115H156ZM189 114H190V116H189ZM203 114V115H202ZM46 115V116H45ZM55 115V116H54ZM58 115L61 117H58ZM119 115V116H118ZM124 117H123V116ZM159 115H161V117H158ZM178 115V116H177ZM193 115H196V117L195 116H193ZM207 115V116H206ZM212 115H213V117H212ZM220 115V116H219ZM225 115V116H224ZM17 116V113L16 112H13V114H12V117H16ZM43 116V117H42ZM53 116V117H52ZM72 116H73V120H75L74 122H73V120H71L72 119ZM90 116H91V118H90ZM94 116V117H93ZM100 116V117H99ZM115 116V117H114ZM143 116V117H142ZM151 118H150V117ZM153 116V117H152ZM165 116V117H164ZM167 116V117H166ZM184 118H183V117ZM192 116H193V118H192ZM206 116V117H205ZM210 116H211V118H210ZM63 117V118H62ZM107 117V118H106ZM120 117V118H119ZM134 117V118H133ZM149 117V118H148ZM169 117H170V119H169ZM188 117L191 119V121H188ZM201 117V118H200ZM219 117H220V119H219ZM41 118V119H40ZM93 118V119H92ZM115 118V119H114ZM118 118V119H117ZM123 120H122V119ZM148 118V119H147ZM181 120H180V119ZM196 118H198L197 120L198 121H196ZM45 119V120H44ZM58 119V120H57ZM63 119H64V121H63ZM65 119H66V122L67 121H69V120H71L72 122H73V124L72 123H69L70 125H71V127L69 128V127H65L64 125H63V127H65V129H63V130H61L63 127H62V124L61 123H63V122H65ZM78 119V120H77ZM86 119V120H85ZM112 119H114V120H112ZM128 120V121H125V120ZM130 119H131V121H130ZM154 119V120H153ZM162 119V120H161ZM177 119V120H176ZM184 119H186V120H184ZM189 119V120H190ZM195 119V121L196 122H198V124L196 125V127H202L201 129L202 130H207L208 131V133H211V131H212V136H210L209 138H202V140L204 139V140H206V141H202L201 140V138H199L198 136H196V135H194V129H195V122L193 123V120ZM215 119H217L216 121H215ZM229 119V120H228ZM41 120H42V122H41ZM62 120V122H59V121H61ZM82 120V121H81ZM90 120V121H89ZM105 120H107L106 122H105ZM116 120V122H114ZM118 120V121H117ZM133 120H135V121H133ZM153 120V121H152ZM209 120H211V122H209ZM218 120H220V121H218ZM233 120V121H232ZM47 121V122H46ZM71 121H69V122H71ZM78 121H81V123L80 122H78ZM86 121V122H85ZM104 121V122H103ZM125 121V122H124ZM163 121V122H162ZM182 121H184V122H182ZM203 121V122H202ZM226 121V122H225ZM121 122V123H120ZM138 122H140V123H138ZM178 122H179V124H178ZM190 122H191V124H190ZM202 122V123H201ZM206 122V123H205ZM209 122V123H208ZM213 122V123H212ZM217 122H218V124H217ZM221 122V123H220ZM223 122V123H222ZM231 122H233V124L231 123ZM53 123V124H52ZM77 123V124H76ZM107 123V124H106ZM110 123H111V125H110ZM113 123H114V125H113ZM116 123V124H115ZM134 123V124H133ZM136 123H137V125H136ZM147 123V124H146ZM154 123V124H153ZM186 123H188V124H186ZM193 123V124H192ZM205 123V124H204ZM212 123V124H211ZM221 125H220V124ZM231 123V125H229ZM46 125V126H44V125ZM51 124V125H50ZM58 124H59V127H57L58 126ZM61 124V125H60ZM157 124V125H156ZM204 126H203V125ZM227 124V125H226ZM42 125V126H41ZM55 125V127H53ZM57 125V126H56ZM73 125L75 126V127H73ZM77 125V126H76ZM106 125V126H105ZM110 127H109V126ZM113 125V126H112ZM116 125V126H115ZM120 125H122L121 127H120ZM188 125L190 126V128L188 127ZM199 125V126H198ZM224 125V126H223ZM234 125V126H233ZM96 126V127H95ZM132 126V127H131ZM136 126V127H135ZM138 126V127H137ZM171 126H172V128H171ZM187 126V127H186ZM208 126V127H207ZM210 126V127H209ZM221 126V127H220ZM230 126H232V127H230ZM245 126H246V123H245ZM87 127V128H86ZM112 127V128H111ZM116 127V128H115ZM119 127V128H118ZM129 127V128H128ZM131 127V128H130ZM143 127V128H142ZM206 127H207V129H206ZM214 127H216V128H214ZM219 127V128H218ZM236 127V128H235ZM237 127H240V128H237ZM248 127V126H247ZM247 127H245V128H247ZM58 128V129H57ZM60 128V129H59ZM68 130H67V129ZM74 128H75V131H74ZM103 128V129H102ZM107 128L109 129V130H107ZM121 128H122V130H121ZM154 128V129H153ZM180 128V129H179ZM210 128V129H209ZM218 128V129H217ZM224 128V129H223ZM43 129V130H42ZM52 129V130H51ZM54 129V130H53ZM71 129V130H70ZM114 129V130H113ZM120 129V131L118 132V130ZM148 129V130H147ZM153 129V130H152ZM220 129H221V131H220ZM37 130H38V132H37ZM64 130H65V132H64ZM85 130V131H84ZM98 130V131H97ZM103 130H104V132H103ZM112 130V131H111ZM117 130V131H116ZM127 130V131H126ZM130 130V131H129ZM136 130V131H135ZM179 130H181V131H179ZM219 130V131H218ZM222 130H224V131H222ZM239 132H238V131ZM242 130H245L244 128L242 129ZM248 130V129H247ZM53 131V132H52ZM63 131V132H62ZM69 131V132H68ZM95 131H96V133H95ZM100 131H102L101 132V135H99L100 134ZM109 131H110V133H109ZM118 132V134H119V136H117L116 134V132ZM132 131V132H131ZM143 131V132H142ZM149 131V132H148ZM182 131H184L183 132V134L181 133ZM192 131H193V133H192ZM227 131H228V133H227ZM234 131V132H233ZM41 132V133H40ZM55 132V133H54ZM75 132V133H74ZM114 132V133H113ZM136 132V133H135ZM156 132V133H155ZM179 132V133H178ZM189 132H191V133H189ZM218 132H220V133H227V136L225 135V134H220V133H218ZM65 133V134H64ZM87 133V134H86ZM102 133H104V134H102ZM121 133V134H120ZM124 135H123V134ZM171 133V134H170ZM231 135H230V134ZM233 133H234V135H233ZM36 134H38V135H36ZM59 134V135H58ZM61 134V135H60ZM75 134V135H74ZM107 134V135H106ZM109 134V135H108ZM111 134V135H110ZM170 134V135H169ZM176 134H177V137H176ZM179 134V135H178ZM229 134V135H228ZM239 134H241V135H239ZM33 135V137H34V134H32ZM49 135V136H48ZM53 135L55 136V137H53ZM102 135H104V136H102ZM115 135V136H114ZM121 135V136H120ZM151 135V136H150ZM158 135V136H157ZM168 135H169V137H168ZM213 135H214V137H213ZM220 135H222V137L220 136ZM224 135V136H223ZM236 135V136H235ZM72 136V137H71ZM75 136V137H74ZM100 138H99V137ZM101 136L102 137H104V138H101ZM140 136V137H139ZM156 136V138H154ZM170 136H172L171 138H170ZM184 136V137H183ZM188 136V137H187ZM190 136V137H189ZM193 136V137H192ZM196 136V137H195ZM219 136V137H218ZM232 138H231V137ZM239 136V137H238ZM241 136V137H240ZM47 137V138H46ZM63 139H62V138ZM71 137V138H70ZM82 137H83V139H82ZM89 137V138H88ZM96 137H98V138H96ZM107 137V138H106ZM108 137H110V138H108ZM115 137V138H114ZM118 137H119V139H120V145L119 146H121L120 147V149H119V146H118V143H117V141H118ZM133 137V138H132ZM199 139H198V138ZM225 137V138H224ZM227 137V138H226ZM59 140H58V139ZM88 138V139H87ZM92 138V139H91ZM115 140H114V139ZM123 138V139H122ZM132 138V139H131ZM159 138V139H158ZM218 140H217V139ZM52 139V140H51ZM61 139H62V142H61ZM98 139H100L99 141H98ZM103 139H104V141H103ZM128 139V140H127ZM162 139V140H161ZM185 139H186V141H187V143H186V141H185ZM198 139V140H197ZM231 139H232V141H233V143H231L232 141H231ZM236 139V141H234ZM258 139V140H257ZM48 140H49V142H48ZM53 141V142H51V141ZM65 140V141H64ZM88 140V141H87ZM106 140V141H105ZM107 140H109L108 142H107ZM142 140V141H141ZM164 140H165V142H164ZM173 140V141H172ZM181 140H183V141H181ZM197 140V141H196ZM210 140H211V142H210ZM228 140V141H227ZM230 140V141H229ZM239 140V141H238ZM245 140V141H244ZM259 142V144H258V142ZM68 141V142H67ZM89 141H90V143H89ZM114 141H116V143H117V145H116V143L114 142ZM139 141V142H138ZM144 141V142H143ZM163 141V142H162ZM185 141V142H184ZM188 141H189V143L191 142V145H192V147H191V145L190 144H188ZM250 141H251V143H254L255 144V142H256V144H255V146L254 145H252L251 143H250ZM254 141V142H253ZM54 142H55V144H54ZM66 142V143H65ZM79 142V144H81L83 147L85 146L82 142L80 143ZM99 142H101V143H99ZM178 142V143H177ZM203 142V143H202ZM206 144H205V143ZM230 143V144H228V143ZM242 142H244V143H242ZM98 143V144H97ZM164 143V144H163ZM167 143V144H166ZM168 143H169V146H168ZM193 143V144H192ZM202 143V144H201ZM225 143V144H224ZM235 143V144H234ZM247 143H248V145H247ZM53 144V145H52ZM111 144V145H110ZM121 144H123V145H121ZM139 144V145H138ZM148 144V145H147ZM186 144V145H185ZM188 144V145H187ZM196 144V145H195ZM48 145V146H47ZM51 145V146H50ZM89 145H92V146H89ZM99 145V146H98ZM105 145V146H104ZM113 145H114V148H113ZM126 145V146H125ZM132 145V146H131ZM145 145V146H144ZM149 145H150V147H149ZM154 145H156V147L154 146ZM171 145V146H170ZM198 145V146H197ZM210 145V146H209ZM215 145L217 146L216 148H215ZM218 145H220V146H218ZM225 145V146H224ZM236 145V146H235ZM251 145V146H250ZM256 145H260L259 147L257 146L256 147ZM45 146H47V147H45ZM51 148H50V147ZM53 146V147H52ZM95 146H98V147H95ZM116 146V147H115ZM128 146V147H127ZM137 148H135V147ZM138 146H139V148H138ZM176 146V147H175ZM188 146V147H187ZM194 146V147H193ZM212 146V147H211ZM237 146H238V148H237ZM100 147V148H99ZM107 147V148H106ZM110 147H111V149H110ZM118 147V148H117ZM124 147H125V149H124ZM132 147V148H131ZM142 147H145V149L144 148H142ZM152 147H154V149L152 148ZM158 147L160 148V149H158ZM225 147V148H224ZM235 147H236V150H235ZM242 147V148H241ZM248 147V148H247ZM57 148V149H56ZM105 148H106V150H105ZM117 148V149H116ZM128 148V149H127ZM130 148H131V150H130ZM141 148V149H140ZM148 148H151V149H148ZM156 148V149H155ZM184 148H185V150H184ZM192 148V149H191ZM230 148H233V149H230ZM250 148V149H249ZM257 148V149H256ZM259 148V149H258ZM115 149V150H114ZM191 149V150H190ZM228 149H230L231 151H229ZM51 150H53V152L51 151ZM57 150V151H56ZM118 150V151H117ZM121 150H123V151H121ZM127 150V151H126ZM130 150V151H129ZM135 150V151H134ZM140 150V151H139ZM142 150V151H141ZM153 150H156V152L153 154ZM173 150V149H172ZM198 150H200V151H198ZM208 150V151H207ZM213 150V151H212ZM227 150L230 152V155H228L227 154ZM259 150V151H258ZM55 151V152H54ZM60 151H61V154H60ZM91 151V152H90ZM99 153H98V152ZM114 151V152H113ZM119 151H121V152H119ZM137 151V152H136ZM138 151H139V153H138ZM149 151V152H148ZM175 151V152H176ZM232 151H234V152H232ZM238 153H237V152ZM252 151V152H251ZM57 152V153H56ZM98 154H97V153ZM125 152V153H124ZM127 152V153H126ZM135 152V153H134ZM160 152H159V154H160ZM175 152H174V154H175ZM189 152H187V153H189ZM193 152V151H192ZM192 152H190V154H192ZM199 152V153H198ZM220 152V151H219ZM240 152V153H239ZM248 152H250V153H248ZM63 153H66V155L64 156V155H62ZM71 153V152H70ZM92 153H94V154H92ZM106 152H104V154H105ZM140 153H142L141 155H140ZM186 153V152H185ZM232 153V154H231ZM234 153V154H233ZM236 153H237V155H236ZM111 154V153H110ZM116 154V153H115ZM113 155V158L115 157H117L116 155ZM124 154V155H123ZM135 154H136V156H135ZM211 154V155H210ZM254 154V155H253ZM118 155V154H117ZM132 155V156H131ZM139 155V156H138ZM210 157H209V156ZM215 155V154H214ZM235 155H236V157H235ZM50 156H51V158L52 159H50ZM61 156V157H60ZM71 156V158H69V157ZM92 156H94V157H92ZM105 156V155H104ZM118 156V157H119ZM227 158H226V157ZM241 157V158H239V157ZM58 157H60V158H58ZM63 157V158H62ZM100 157V158H99ZM135 159H134V158ZM138 157V158H137ZM205 157V158H204ZM57 158H58V160L60 161V162H58V160H57ZM69 158V159H68ZM95 158V159H96ZM115 158H114V160H115ZM137 158V159H136ZM199 158V159H200ZM224 158H226V159H224ZM260 158H262V159H260ZM50 159V160H49ZM57 160V162H56V160ZM61 159H62V161H61ZM92 159V160H93ZM117 159V158H116ZM191 159V158H190ZM189 159V160H190ZM200 159V160H201ZM97 160V159H96ZM110 160V161H109ZM121 160H123V159H121ZM128 160H129V162H128ZM136 160V161H135ZM189 160H187L188 162H186V163H190L189 162ZM236 160L237 159H235V161H233V164L236 162ZM241 160H243V161H241ZM260 160V161H259ZM127 161V162H126ZM191 161V160H190ZM56 162V163H55ZM62 162V163H61ZM110 162L112 163V164H110ZM60 163V164H59ZM65 163V164H64ZM71 163V164H70ZM127 163H129V164H127ZM144 163V162H143ZM97 164V163H96ZM110 165V168H109V165ZM114 164V165H113ZM125 164V165H124ZM131 164V165H130ZM232 164V165H233ZM236 164V163H235ZM66 165V166H65ZM112 165V166H111ZM231 165V166H232ZM95 167H96V165H94ZM93 166V167H94ZM98 166H99V169L101 168L100 167V164H97V169H98ZM107 166V167H106ZM184 166H187V164H182L181 166H177V168H180V169H184L185 167ZM233 166H235V165H233ZM232 166V167H233ZM71 170V171H69V169ZM181 167H183V168H181ZM55 168H57V169H55ZM109 169V171H107L108 169ZM114 168V169H113ZM141 168H144V167H141ZM234 168V167H233ZM107 169V170H106ZM110 169H111V171H112V169H113V171L115 170V172L117 171V170H120V171H122V174L121 175H123L122 177H121V175H117V174H115L113 171H112V175H114V176H112L110 173H111V171H110ZM175 169H176V167H175ZM256 169V171H254ZM262 169V170H261ZM55 170V171H54ZM59 170V171H58ZM184 170H186V169H184ZM261 171V172H260ZM72 172V173H71ZM123 172H125V173H123ZM59 173V174H58ZM63 173V174H62ZM109 173V174H108ZM69 174V175H68ZM124 175H126L125 177H124ZM115 177V178H114ZM117 177H121V179L123 178V180H121V184L122 185H120V179L119 178H117ZM129 177V176H128ZM118 179V181H116L117 179ZM115 179V180H114ZM114 182H113V181ZM112 181V182H111ZM190 182V183H189ZM237 182V181H236ZM236 182H234L233 184H231V185H229L227 188L229 189H225L223 192H225L226 194H230L231 195V192H234L233 190L236 188ZM186 183V184H185ZM185 183H183V188H182V190H183V192H184V195L182 196L183 198H182V200L181 201H183V199H185L184 201H187L186 203L188 204V200H186V199H190L191 197L193 198L194 196L196 197L197 195H198V191L195 189V186H193V184H194V182H193V179H187L186 181H185ZM235 184V185H234ZM238 184V183H237ZM111 185H113L112 187H111ZM115 185V186H114ZM117 185V186H116ZM193 188H192V187ZM115 187V188H114ZM4 188L6 189H3V188H1V190H0V194L2 193V197L4 198V196L6 197V196H16L15 194L17 193V191L19 190V189H21L20 187H17V191H15V189L14 188H11V187H9V186H7L6 187V185L4 186ZM16 188V187H15ZM233 188V189H232ZM9 189V190H8ZM12 189H14V191L12 190ZM111 189H112V191H113V189H114V191H118V193H113L112 191H111ZM231 189V190H230ZM3 190V191H2ZM5 190V191H4ZM12 190V191H11ZM172 192L173 191H176L175 190V188L174 189H170ZM170 190H167V196H169V193L171 194V192H170ZM122 191V192H121ZM229 193H228V192ZM3 192H6V193H3ZM14 193L15 192V194L14 195H12V194H10V193ZM86 192V191H85ZM222 191H220V193H221ZM8 193V194H7ZM50 193H51V195H50ZM111 193V194H110ZM4 194V195H3ZM6 194V195H5ZM48 194H49V196H48ZM221 194H224V193H221ZM58 195V193L57 192H48L45 196H47L46 198H47V200H46V198L44 197V200H43V203L44 204H42V211H44V214H42L41 212V215H42V217H43V219H40L37 215V217H36V220L33 218V220L34 221H32V223L29 221V225H30V227H28V232L29 231H32V232H29V233H31L33 236L32 237H34L33 239H32V237H31V234H29V236L31 237V239L30 238H28V241H27V244L25 243H22V247H19V245L18 244H20V246H21V243H17V239L16 238H21L22 236V233L23 232H18V234H19V236H18V234H16L15 236H13L12 238H11V241H9V246H8V248H7V250L5 251L7 254H9L7 257L9 258V256L11 257V258H9L10 259V262L12 263V264H32V263H30L31 261L33 262V260H32V258L34 257V256H36L37 255V253L36 252H39L38 254H40V251H41V254L40 255H42L43 257H44V261H45V258L48 256H50V254H47V256L45 255L47 252L49 253V252H51L52 250H59V249H57V248H59L58 246L62 243V237H63V231L62 230H59V227H58V224L57 223H55V224H57V225H55L54 223L52 224V218H53V214H55V215H59V216H61V215H63L62 213H63V210H64V207H63V205L60 203L61 201H59L60 199H58L59 197L57 196ZM163 196H165V195H162V197H159V200H161V198H164ZM50 197V198H49ZM53 197V198H52ZM166 197V196H165ZM194 197V198H195ZM53 199V200H52ZM58 199V200H57ZM46 200V201H45ZM51 200V201H50ZM57 200V201H56ZM113 200V201H112ZM183 201V202H184ZM220 201V200H219ZM219 201H216L215 200V202L213 203V202H210V201H206L207 203H198V205H197V203H193V204H191L192 206H190V204H188L190 207H193V205H197V207H195L194 206V208L196 209V210H198V208L200 207V206H202V205H204V207H207V205L208 206H210V203H213V204H215L216 202V204L215 205H217V206H219V204L220 205H222L221 204V201H220V203H219ZM51 202V203H50ZM55 202V203H54ZM58 202H59V204H58ZM210 202V203H209ZM48 203H50V204H48ZM107 203H105V205L107 204ZM185 203V204H186ZM223 203V202H222ZM59 206H58V205ZM61 204V205H60ZM207 204V205H206ZM47 205V206H46ZM54 205H55V207H54ZM187 205V206H188ZM212 205V204H211ZM19 205H17V208L16 209H19V210H16V211H14L15 210V208L13 207L12 209H13V212L8 216V219H7V222L9 223L8 225H10L11 223H13V222H11L12 220H15V218L19 215V213H21V211H23V212H31V210L33 209V211H35L36 210V208H39V207H37V205L36 204H34V205H32V206H30L29 208H28V206H19ZM45 206V207H44ZM60 208H58V207ZM21 207L23 208V209H21ZM25 207V208H24ZM32 207V208H31ZM48 207V208H47ZM49 207H51L50 209H49ZM55 209H54V208ZM26 208H27V210H26ZM44 208V209H43ZM57 208V209H56ZM117 209V207H112L111 208V210L112 211H115L116 209ZM173 208V210H174V207H171V206H169V207H167V206H165L164 208H162V212L163 213H165V210L164 209H166V211L168 212L170 209H172ZM46 209V210H45ZM49 209V210H48ZM53 209V210H52ZM61 209H63V210H61ZM115 209V210H114ZM220 209H222L221 207H220ZM220 209H218V210H220ZM164 210V211H163ZM17 211H19L18 213H17ZM49 211V212H48ZM55 211V212H54ZM81 212H83V213H81ZM89 213V209H88V211L87 210H85V209H83V211H82V209H81V211H80V208H79V210L77 211V214L79 215L80 214V216H78V215H76V218H79L77 221H76V224H78L79 225V227H81V226H83V228L86 226V225H88V221H86V220H84L85 219V215L87 216L88 214H86V213ZM39 213V214H40ZM50 213V214H49ZM82 214V215H81ZM13 216H15V217H13ZM46 216H47V218H46ZM78 216V217H77ZM183 215H181V218H180V214L178 215V218L176 217V218H171V225H175V228L174 227H169L168 229H167V231L169 230V232L171 233L172 232V229H174V231H177V228H178V231L180 232V235L182 234V232L181 231H184V234L183 235H181V239H177V241L178 240H181V242H183L182 240L185 238H183V236H185V233H186V236H187V233H189V232H194V229H195V227H198L199 225H192V224H189V222L188 221H186V220H188V218H187V216H185V218H183L182 217ZM35 217V216H34ZM84 217V218H83ZM183 218V219H182ZM12 219V220H11ZM46 219H47V221H46ZM81 219H83L82 221H81ZM182 219V220H181ZM185 219V221H183ZM39 220V221H38ZM44 220H45V223H44ZM38 221V222H37ZM78 221L80 222V223H78ZM180 221V222H179ZM35 222H36V224H35ZM42 222V223H41ZM48 224H47V223ZM85 222V223H84ZM150 223H151V220L149 221ZM148 222V223H149ZM184 222H187V226L186 225H184V227L186 226V228H185V230H181V229H184V227H183V224L182 223H184ZM40 223V224H39ZM177 223V224H176ZM179 223H181L182 225L181 226H179L180 224ZM38 224H39V226H38ZM46 224H47V226H46ZM144 224V223H143ZM32 225V226H31ZM33 225H35V226H33ZM42 225V226H41ZM48 225H50V226H48ZM144 225H146V224H144ZM38 226V227H37ZM41 226V227H40ZM47 227V230H46V227ZM55 228V230L52 228ZM37 227V228H36ZM181 227V228H180ZM189 227V228H188ZM193 227V228H192ZM30 228V229H29ZM36 228V229H35ZM43 228V229H42ZM49 228H51V231H50V229ZM86 228V227H85ZM32 229H35L34 231L32 230ZM38 229V230H37ZM45 229V230H44ZM48 229H49V231H48ZM176 229V230H175ZM188 229H192V230H188ZM41 232H40V231ZM44 230V231H43ZM53 230L55 231V233L53 232ZM85 230V229H84ZM173 231V232H174ZM187 231H189V232H187ZM36 232H38V233H36ZM42 232L44 233V235L42 234ZM45 232L47 233V235L45 234ZM52 232V233H51ZM168 232V233H169ZM218 233V235L219 234H221V235H219V237L221 238V240H223L224 241V243H223V246H224V248L226 247L225 245H226V242H225V240L227 239V237L226 236H228V234H225V233H227L226 232V230L225 229H219V231H217ZM225 232V233H224ZM35 233H36V236L38 237V239H39V241L38 240H36V241H38L37 243L38 244H35V239L37 238L36 236H34L35 235ZM54 233V236L52 235ZM59 233V234H58ZM129 234V233H128ZM128 234L126 235V237L128 236ZM42 235V236H41ZM51 235V236H50ZM51 238H53V239H50V240H53V247L51 246L52 245V243H51V245H50V250L48 249V251H45L44 249H42V250H40L39 249V246H41L42 245V242H43V245H42V247L44 248V247H46V243H45V245H44V241L46 242L47 240H49V238L50 237ZM57 236V237H56ZM242 236H244V234H241L240 235V237H239V239H241V237ZM61 237V238H60ZM129 237V236H128ZM43 238H45V240L43 239ZM59 238V239H58ZM13 239V240H12ZM29 239L31 240V242L29 241ZM126 239H129V238H126ZM243 239V240H242ZM241 239V241H242V243H244L245 242V238L243 237ZM20 240V239H19ZM58 240H61V242L59 241L58 242ZM100 240H101V238H100ZM100 240H98V241H100ZM35 241V242H34ZM41 241V242H40ZM57 241V242H56ZM16 242V243H15ZM13 243V244H12ZM29 243H30V245H32V243H33V246H31V247H35V248H33V249H31L30 247H28V245H29ZM40 243H41V245H40ZM60 243V244H59ZM23 244H24V246L26 247V248H24L23 247ZM35 244V245H34ZM241 244V243H240ZM240 244H237L236 246H239ZM12 245H14V246H12ZM27 245V246H26ZM38 245V248L36 247ZM183 245H185L186 246V244H184L183 243ZM207 245V244H206ZM185 246H183L184 248H185ZM203 246H205V245H203ZM208 246V245H207ZM205 247V248H209L210 246H208V247ZM232 246V248H233V245H231ZM19 247V248H18ZM41 247V248H42ZM49 247V246H48ZM60 247H61V249H62V246L60 245ZM64 247V246H63ZM23 248V249H22ZM27 248H29L28 250H27ZM56 248V249H55ZM65 248V247H64ZM229 248H231L230 246H229ZM24 252V253H22V251ZM31 249V250H30ZM36 250V254H34V253H32V252H34L35 250ZM186 249H188L187 248V246H186ZM185 249V250H186ZM33 250V251H32ZM43 250H44V253L42 254V252H43ZM18 251V252H17ZM19 251L21 252V254L19 253ZM27 251H29V252H27ZM4 252V254H6ZM11 253V254H10ZM29 253V254H28ZM3 254V257L5 256ZM6 254V255H7ZM16 254H18V255H16ZM24 254V255H23ZM32 254V255H31ZM130 254H131V256H133L132 258L130 257V255H129V259H132L131 261H132V264H150V262L148 261V260H139V263L138 262H135L136 261V259H135V257H136V253L134 252V251H132V252H130ZM21 255H23V256H21ZM28 255H30V257L28 256ZM45 255V256H44ZM16 256V258H17V260L15 261V257ZM33 256V257H32ZM264 252H263V255H262V259H260L261 260V262L259 263V264H264ZM6 257V256H5ZM4 257V258H5ZM27 257V258H26ZM41 257V256H40ZM30 258V259H29ZM261 258V257H260ZM20 259V260H19ZM21 259H23V260H21ZM26 259V260H25ZM41 259H43L42 257H41ZM19 260V261H18ZM25 260V261H24ZM29 260V261H28ZM133 260H134V262H133ZM146 261V262H145ZM175 261V260H174ZM177 261V260H176ZM25 262V263H24ZM26 262H28V263H26ZM168 262V261H167ZM167 262H166V264H167ZM171 262V261H170ZM170 262L168 263V264H170ZM263 262V263H262ZM36 264V262H33V264ZM71 263L73 264L74 262L73 261H71ZM172 264H176L175 262L173 263V262H171ZM177 263L178 264H180L179 263V261H177ZM37 264H39V263H37Z\"/></svg>","mask_w":264,"mask_h":264}]
</instances>
